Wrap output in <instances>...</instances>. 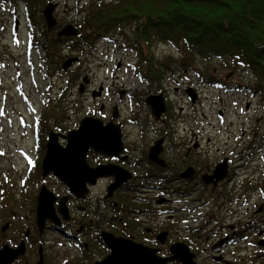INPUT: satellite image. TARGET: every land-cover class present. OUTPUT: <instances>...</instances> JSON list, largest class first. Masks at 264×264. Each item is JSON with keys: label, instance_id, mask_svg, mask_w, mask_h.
Returning <instances> with one entry per match:
<instances>
[{"label": "flooded vegetation", "instance_id": "1", "mask_svg": "<svg viewBox=\"0 0 264 264\" xmlns=\"http://www.w3.org/2000/svg\"><path fill=\"white\" fill-rule=\"evenodd\" d=\"M133 72L149 84L135 67ZM86 81L80 92L92 83ZM102 88L99 112L85 115L75 126L42 129L36 121L31 146L40 155L32 166L37 191L30 201L11 199V209L0 215V250L23 248L9 264H105L113 254L117 264H250V249L264 264V153L257 137L249 140V120L238 115L240 123L229 128L225 112L218 113L215 138L207 132L213 122L196 109L194 92V108L185 112L179 104L185 97L173 101L160 87L153 93L147 88L139 100L136 90L118 89L111 106L112 90ZM153 95L164 100L159 116L146 101ZM127 105L129 111L123 109ZM85 117L115 125L122 147L113 154L87 151L91 169L109 166L118 175L99 177L94 186L87 182L89 192L76 194L53 173L43 176L42 162L50 134L78 130ZM59 144L67 147L61 137ZM152 149L156 156H150ZM89 177L79 176L82 181ZM117 177L122 184L108 192ZM101 184L104 191L97 193ZM43 187L53 199L40 216ZM107 234L116 240L114 248Z\"/></svg>", "mask_w": 264, "mask_h": 264}, {"label": "rangeland", "instance_id": "2", "mask_svg": "<svg viewBox=\"0 0 264 264\" xmlns=\"http://www.w3.org/2000/svg\"><path fill=\"white\" fill-rule=\"evenodd\" d=\"M50 2L59 5L54 16L60 26L64 27L69 23H80L83 19L81 9L89 0ZM126 32L131 35L133 28H126ZM118 34H110L109 36L113 37L111 41L102 38L93 49L82 47L71 52L65 46L61 52L65 61L69 57H79V62L68 70L52 73L53 76L48 77L35 41L33 49L29 45L31 33L26 20L25 4L19 0H0V215L11 209V199L19 203L20 198L24 197L30 201L32 193L34 195L37 191V184L32 181V174L35 172L32 166L40 155L36 148L31 146L34 137L31 134L35 131L36 121H44L40 125L42 129L48 126L49 129L57 130L55 120H46L45 115L60 106L66 109L60 124L63 129L75 126L87 114H97L101 95L93 99L91 93L98 91L101 83L108 88L115 83V87L111 88L114 96L110 100V106L118 100V89L128 92L136 90L135 96L139 100L147 88L149 93H153L160 87L173 101L175 96L185 97V101L179 102L185 112L190 105L194 108L190 96L185 92L189 87L193 88L198 98L196 109L213 122V125L208 126L209 134L217 138L220 133L218 113L225 112L226 120L228 118L226 126L229 128L230 123H240L238 115H242L250 123L246 128L249 140L254 141L257 137L255 143L260 144L263 148L261 153H264V89L254 94V91H246L245 99L244 93L234 91L228 94L215 85L217 82L227 86L237 83L255 90L258 79L254 72L240 66L242 64L238 65L233 59L205 54L200 50L195 51L193 61L185 62L184 57L189 52L154 41L150 49L146 48V52L149 56L154 55L158 62L165 63L162 76L155 83L147 80L148 85L142 84L133 72V65L139 64L138 52L134 48L127 50L126 41ZM37 38L41 41L39 36ZM139 65L145 70L144 65ZM162 79L163 81H160ZM86 80H91L92 83L86 86L84 92H80V85ZM176 87L180 88L179 92L174 91ZM235 101H239V105L236 106ZM128 103L130 104L129 101ZM123 109L129 111L130 106L127 105ZM238 131L240 133L241 129ZM25 134H28V139ZM102 191L104 184L96 189L97 193ZM24 203L29 204L27 200ZM206 210L209 214L210 210ZM248 253L250 264H259V260L252 255L253 249Z\"/></svg>", "mask_w": 264, "mask_h": 264}, {"label": "trees", "instance_id": "3", "mask_svg": "<svg viewBox=\"0 0 264 264\" xmlns=\"http://www.w3.org/2000/svg\"><path fill=\"white\" fill-rule=\"evenodd\" d=\"M19 1L25 4L30 41L42 47L48 77L62 70L65 46L80 50L93 46L100 37L119 33L127 48L138 52L139 64L146 67L143 71L139 66V73L152 83L162 76L165 64L146 52L157 41L189 52L185 62L194 60L196 50L233 59L257 75L254 91L264 89V0H89L76 25L79 34L61 38L57 37L60 24L52 31L45 24L42 12L50 0ZM128 27L133 28L131 35ZM65 111L60 106L46 112L45 119L55 120L57 129L62 128Z\"/></svg>", "mask_w": 264, "mask_h": 264}, {"label": "water", "instance_id": "4", "mask_svg": "<svg viewBox=\"0 0 264 264\" xmlns=\"http://www.w3.org/2000/svg\"><path fill=\"white\" fill-rule=\"evenodd\" d=\"M58 4L49 3L43 10V15L48 30H53L57 27L58 21L54 16ZM18 23H16V29H18ZM79 34V29L73 25H66L57 34L61 37H74ZM78 58H68L62 66V69L68 70L78 62ZM88 81H85L87 83ZM102 87L98 91L93 92L92 97L96 99L101 95ZM191 95L192 102H195L196 98L192 94L191 90L187 91ZM147 104L151 107L153 114L159 116L165 109L163 97L161 95H153L147 98ZM157 112V113H156ZM59 137L67 141V147L63 148L59 144ZM120 131L112 123L104 126L103 122L93 117H85L78 128V130L72 131L67 135H61L58 132H52L50 134V140L47 144V153L42 162L43 176L50 173L56 175L62 183L67 185L76 194H85L89 192L87 182H90L91 186L96 184V180L99 177L107 176L108 174L118 175L115 168L99 167L97 169H91L86 161L85 156L88 150L94 149L108 154H113L115 149L121 148ZM154 149V148H153ZM150 156H156L157 151L153 150ZM86 174L89 178L88 181L80 180L79 176ZM122 180H119L110 185L108 192H113L121 184ZM51 193L45 188H42L38 211L39 215L43 216L44 211L52 207V203L49 201L53 198ZM65 207V206H63ZM107 242L112 245V248L116 246V240L111 235H106ZM23 253V248L20 246L18 249L13 250L8 247L0 250V264H9L15 260L19 255ZM105 264H117L116 256L113 254L111 258L107 260ZM122 264H125L124 262Z\"/></svg>", "mask_w": 264, "mask_h": 264}]
</instances>
